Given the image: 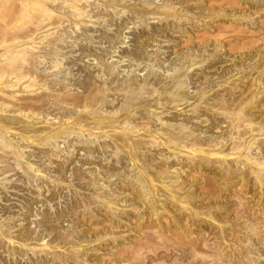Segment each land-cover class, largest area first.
<instances>
[{
    "label": "rangeland",
    "instance_id": "1",
    "mask_svg": "<svg viewBox=\"0 0 264 264\" xmlns=\"http://www.w3.org/2000/svg\"><path fill=\"white\" fill-rule=\"evenodd\" d=\"M4 1L1 44L36 28L33 6ZM94 1L76 27L61 2L66 21L50 30L53 47L29 42L42 55L0 59L11 69L16 59L21 72L33 61L50 87L0 91V120L17 123L6 124L16 134L0 121V264H264V0H240L243 13L224 0ZM222 12L248 17L218 20ZM88 79L97 104L51 98L88 94ZM5 96L46 105L24 117L11 108L17 103L3 106ZM79 114L84 129L92 115L118 121L90 135L76 126L51 135Z\"/></svg>",
    "mask_w": 264,
    "mask_h": 264
},
{
    "label": "bare ground",
    "instance_id": "2",
    "mask_svg": "<svg viewBox=\"0 0 264 264\" xmlns=\"http://www.w3.org/2000/svg\"><path fill=\"white\" fill-rule=\"evenodd\" d=\"M4 1V0H3ZM19 1V3H17L18 4V6H17V9L18 8H22L23 9V7L24 8H26V6H28V5H31V6H33L34 7V18H35V21L34 22H36L35 24H36V28H34L33 29V31L32 32H30V30H29V32H30V34H28V31H27V34L26 35H24L23 37H14V34H13V38L11 39L10 38V41L9 40H7L6 42L7 43H5V41L3 42V40L1 41L2 42V44L0 45V47H4L5 46V50H7V51H5L4 53L5 54H3V53H1V52H3V51H1L0 52V59H2V56L4 57V55H6L8 58V60L10 59V58H17V60H20V61H22L23 63L25 62H27L28 60H30V59H28L27 61H25V58L26 57H24L25 55H26V53H28V52H32L33 51V48L31 47V46H33V47H35L36 45H31V44H29V42H32V44H34V41L35 40H37V41H35V43L36 44H38V46H40L41 47V45L42 44H44L45 43V45H44V47L46 46V44H47V46H51V44L52 43H54V40H48L50 37L49 36H51L53 33H54V30L56 29V27H61V26H63L64 25V20L66 21V19L64 18V20H62V17H61V15L60 14H62L63 15V13H61V12H58V11H60L59 9H61V6L62 5H60L61 4V2L63 3V1L66 3H64L63 4V10H62V12H64V9L65 8H67L68 7V9H69V14L67 13V16H71L72 17V19H73V21H75V23L73 24L74 25V27H76L77 26V23L78 22H80L81 21V19L82 18H84V17H86V16H89V9H84V8H87V7H93V3L95 2L94 0H58V3H57V1L56 0H18ZM59 1H60V3H59ZM92 1H94V2H92ZM100 1V0H99ZM103 3L102 4H104V3H107L108 2V0H101ZM109 1H112V0H109ZM204 1H206V0H204ZM210 3H212V1H217V0H208ZM222 1V0H221ZM225 1V4L227 3V6H229L228 8H232L233 7V10L234 9H236L237 11H238V13L239 12H242V11H244V10H246V7L244 6V3L242 4V1H240V0H224ZM223 1V2H224ZM253 1V0H252ZM254 1H256V0H254ZM258 1L259 0H257L255 3H256V5L257 6H259V5H261L260 3L261 2H263V1H261L260 0V2L258 3ZM5 2V1H4ZM3 2V3H4ZM16 2H17V0H16ZM49 2H50V7L48 6L49 5ZM97 2V1H96ZM201 2H203V1H201ZM208 2V3H209ZM219 2H220V0H219ZM48 3V4H47ZM98 3V2H97ZM112 3V2H111ZM215 3V2H214ZM252 3H254V2H252ZM11 3H9V5H10ZM13 4V3H12ZM57 4L58 5H60V8H58L57 9ZM85 4V5H84ZM95 4V3H94ZM108 4H109V2H108ZM113 4V3H112ZM219 4V3H218ZM1 5H5V4H2L1 3ZM8 5V9L10 10V12H11V10L13 11V6L14 5H12L11 7ZM107 5V4H106ZM117 5V4H116ZM210 5V4H209ZM208 5V6H209ZM214 5H216V4H214ZM223 5H224V3H223ZM253 6H254V4H252ZM255 5V6H256ZM263 5H264V3H263ZM262 5V6H263ZM6 6V5H5ZM4 6V7H5ZM52 6V7H51ZM66 6V7H65ZM95 6H97V7H95ZM104 6V5H103ZM108 6V5H107ZM109 6H111V5H109ZM148 6V5H147ZM200 6V5H199ZM207 6V7H208ZM217 6V5H216ZM232 6V7H231ZM254 6V7H255ZM256 6V7H257ZM15 7H16V3H15V6H14V10L16 11V9H15ZM94 7L95 8H97L98 9V5H94ZM204 7H206V6H204ZM222 7V6H221ZM249 7H250V5H249ZM2 8V7H1ZM0 8V9H1ZM7 8V7H6ZM90 8V9H91ZM147 8V7H146ZM196 8H197V6H196ZM211 8V7H210ZM220 8V7H219ZM223 8V7H222ZM248 8V7H247ZM7 9V10H8ZM163 9V8H162ZM258 9H259V7H258ZM3 10H4V8H3ZM8 10V11H9ZM20 10V9H19ZM165 10V9H164ZM220 10H222L221 8H220ZM2 11V10H1ZM8 11H7V15H8ZM18 11V10H17ZM27 11H28V9H27ZM31 11V10H30ZM67 11V10H66ZM218 11V10H217ZM247 11V10H246ZM250 11V10H249ZM257 11V10H256ZM259 11V10H258ZM5 12V11H4ZM9 12V13H10ZM167 12V11H166ZM169 12V11H168ZM215 12V11H214ZM229 12H230V10H229ZM248 12V11H247ZM20 14H21V12H19ZM31 13V12H30ZM65 13V12H64ZM65 13V14H66ZM150 13V12H149ZM210 13V12H209ZM228 13V12H227ZM234 13H235V11H234ZM243 13V12H242ZM256 13V12H255ZM1 14H3V13H1ZM0 14V15H1ZM14 14H15V12H14ZM28 14V13H27ZM152 14H153V12H152ZM160 14V13H159ZM162 14H163V12H162ZM166 14V13H165ZM171 14V13H170ZM173 14H174V11H173ZM217 15H218V13H216ZM216 14L215 15H213V17L214 16H216ZM245 14H247L246 12H245ZM4 15H6V12H5V14ZM32 15V14H31ZM219 15H220V13H219ZM240 15V14H239ZM10 16H12V15H10ZM10 16L8 17V19H10ZM16 16H17V14H16ZM18 16H19V14H18ZM28 16V15H27ZM67 16H65L66 18H67ZM1 18L0 19H2L3 20V17L2 16H0ZM7 17V16H6ZM20 17V16H19ZM30 17V16H29ZM212 17V18H213ZM217 17V16H216ZM230 17L232 18V19H240V18H247L245 15H241V16H238V14H233V13H231V14H226V12H222L221 13V15L219 16V17H217L218 18V20L221 18V20H223V19H225V18H229L230 19ZM239 17V18H238ZM217 18H215V19H217ZM8 19H7V23H8ZM32 19V18H31ZM214 19V18H213ZM226 19V20H227ZM228 19V20H229ZM1 20V21H2ZM5 20V19H4ZM3 20V21H4ZM17 21H19L18 19H16ZM28 20V19H27ZM71 20V19H70ZM69 21V20H68ZM235 21V20H234ZM241 21H243V20H241ZM251 21V20H250ZM5 22V21H4ZM20 22V21H19ZM27 22V21H26ZM44 22H46V23H44ZM208 22V21H207ZM212 22H214V20L212 21ZM216 22V21H215ZM224 22V21H223ZM229 22H230V20H229ZM233 22V21H232ZM238 22V21H237ZM1 24L3 23V22H0ZM63 23V25H61ZM204 24H205V22H203ZM219 23H221V22H219ZM219 23H217L216 22V26H219L218 24ZM233 23H235V22H233ZM25 24V23H24ZM223 23H221V25H222ZM228 24V23H227ZM236 24V23H235ZM3 25V24H2ZM7 25V24H6ZM19 25H21V24H19ZM201 25H203V24H201ZM215 25H214V27H215ZM224 25V24H223ZM230 25V24H229ZM7 26H9V24L7 25ZM207 26V25H206ZM211 26V25H210ZM225 26V25H224ZM0 27H1V25H0ZM3 27V26H2ZM66 27V26H65ZM203 27V26H202ZM4 28V27H3ZM8 28V27H7ZM18 28H20L19 26H18ZM22 28V27H21ZM27 28V27H26ZM28 28H30L29 26H28ZM55 28V29H54ZM62 28V27H61ZM221 28V27H220ZM15 29V28H14ZM54 29V30H53ZM202 29H205V25H204V27L202 28ZM215 29V28H214ZM219 29V28H218ZM47 30L48 31H50V30H53V33H52V31H50V33H47ZM207 30V29H206ZM209 30V29H208ZM222 30V29H221ZM7 31H8V29H7ZM6 31V32H7ZM56 31H59V30H56ZM214 31H217V30H214ZM220 31V30H219ZM9 32V31H8ZM14 32H15V30H14ZM202 32H204L203 30H201V34H199V37H200V35L201 36H203L202 35ZM4 33H5V31H4ZM18 33V32H17ZM205 34H207L206 32H204ZM208 33H210V32H208ZM221 33V32H220ZM57 34V33H56ZM196 34V33H195ZM12 35V34H11ZM17 35V34H16ZM20 35V34H19ZM55 35V34H54ZM198 35V34H197ZM196 35V36H197ZM209 35V34H208ZM195 36V35H194ZM195 36V37H196ZM205 36V35H204ZM53 37V36H52ZM51 37V38H52ZM56 37H57V35H56ZM205 38V37H204ZM54 39V38H53ZM56 39V38H55ZM197 39H198V37H197ZM206 39H208V37L206 38ZM60 40V43H62V41H61V39H59ZM199 40V39H198ZM205 40V39H204ZM57 41H58V39H57ZM190 41V40H189ZM38 42V43H37ZM187 42V41H186ZM3 43H4V45H3ZM42 43V44H41ZM59 43V42H58ZM29 46H28V45ZM55 44V43H54ZM228 44V43H227ZM38 46H36V50H37V47ZM43 47V46H42ZM52 47H53V44H52ZM51 47V48H52ZM54 47H56L55 45H54ZM228 47H229V44H228ZM39 48V47H38ZM57 48V47H56ZM35 49V48H34ZM44 49V48H43ZM12 50V51H11ZM36 50H35V52H36ZM40 50L41 49H39L38 51H39V54H40ZM56 50V49H55ZM10 51V55H8L7 54V52H9ZM37 51V52H38ZM42 52H43V50H41ZM44 51H46V48H45V50ZM52 51V50H51ZM47 52V51H46ZM53 53L54 52H57V51H52ZM32 53H34V52H32ZM35 55H39V54H37V53H34ZM33 54V56L35 57V55ZM45 54V53H44ZM51 54V53H50ZM28 55V54H27ZM29 55H31V53L29 54ZM40 55H42V54H40ZM39 55V56H40ZM47 55H49V53L47 54ZM6 56H5V58H6ZM36 56V57H37ZM45 56V55H44ZM46 57V56H45ZM49 57H51V56H49ZM37 58H39V57H37ZM53 58V57H52ZM6 59V60H7ZM32 59V58H31ZM3 60V59H2ZM7 60V61H8ZM11 60V59H10ZM34 60V59H33ZM40 60H41V58H40ZM5 61V60H4ZM7 61L6 62H3L2 64H6L7 65ZM12 61V60H11ZM10 61V62H11ZM15 62H14V64H15V66L17 65V61H16V59L14 60ZM10 62H8L9 64H10ZM13 62V61H12ZM33 62V61H32ZM31 62V63H32ZM35 62H36V60H35ZM57 62V61H56ZM60 62V61H59ZM19 63V62H18ZM28 63V62H27ZM31 63H30V67H31ZM38 62H36V64H37ZM42 63V62H41ZM1 64V63H0ZM1 64V65H2ZM4 64V65H5ZM19 64H21V63H19ZM35 64V65H36ZM51 64V63H50ZM21 65H23V64H21ZM25 65V64H24ZM29 65V64H28ZM33 65V64H32ZM57 65H59V64H57ZM56 65V66H57ZM7 66H9V65H7ZM11 66V65H10ZM10 66L8 67V71L6 70V66H5V70L6 71H2L1 70V68H0V72L2 73V74H0V91H1V93H2V91H3V94H4V90H7V89H9V88H11V89H20V86H21V88H23L24 89V91H25V89L26 88H30V87H33V88H35L34 86H36V89L37 90H39V89H41V90H47L48 88H50L49 86H47V84L45 85V86H43V85H41L40 84V79H38V78H41L42 79V77H40V73H37V71H33L31 68L34 66H32L31 68L30 67H27V68H22V70L23 69H26V70H28V71H22L21 72V69H17L18 68V66L16 67V69L14 68V67H12V69L10 68ZM3 67V66H2ZM53 66H51V68H52ZM9 68L11 69V70H9ZM19 68H21V67H19ZM29 68V69H28ZM36 68V67H35ZM30 70H32V71H30ZM38 70V69H37ZM39 72V71H38ZM37 73V74H36ZM46 75V74H45ZM47 75H49L50 76V74H47ZM42 76V75H41ZM48 80H49V77L47 78ZM45 80V79H44ZM47 80V82H50V81H48ZM90 80H91V78H90ZM89 79H88V82H87V86H89V87H91V89H89V93L88 94H86V95H83L82 94V96H80V94H77V96L76 95H74V96H69V95H67V94H64V90H60V91H62L63 92V94H61L60 92L59 93H57V91H54V93L53 94H56L57 93V95L55 96V95H52L51 93V95H52V99H53V97H54V99L53 100H57V102L58 103H67V104H70L71 103V106H72V104H73V107L75 108V106L77 107V105L80 107V105H82V103H83V105L82 106H84L85 107V105H91V104H93V102H94V104L96 103L95 101H94V99H95V97H93V96H96L94 93H97V92H95L94 91V87H96V84H94V83H92V81H90ZM55 81V80H54ZM51 82H52V84H54V85H52L51 87L52 88H54V86L56 85V81L55 82H53L52 80H51ZM41 83H43V82H41ZM58 83V82H57ZM51 84V83H50ZM58 85V84H57ZM60 85V84H59ZM127 85V84H126ZM128 85H130V84H128ZM18 86H19V88H18ZM59 87H61V86H59ZM39 88V89H38ZM51 88V89H52ZM17 89H16V91H17ZM96 90L98 89L97 87L95 88ZM116 89V88H115ZM129 89V88H128ZM117 90V89H116ZM121 91H122V88L120 89ZM12 91V90H11ZM19 91V90H18ZM17 91V92H18ZM24 91H21V92H24ZM30 91H34V90H31L30 89ZM88 91V90H87ZM92 91V92H91ZM98 91V90H97ZM119 91V90H118ZM120 91V92H121ZM13 92V91H12ZM15 92V91H14ZM13 92V93H14ZM29 92V91H28ZM41 92H44V91H40V93ZM56 92V93H55ZM65 92H67V91H65ZM100 91H98V93H99ZM128 92V91H127ZM7 93V92H6ZM125 93V92H124ZM11 94V93H10ZM16 94V93H15ZM35 94H39V93H35ZM41 94H43V93H41ZM40 94V95H41ZM70 94V93H69ZM92 94H94V95H92ZM28 95H32V94H29L28 93ZM71 95V94H70ZM1 96V95H0ZM3 96V95H2ZM7 96H10V97H13V99H14V96L13 95H7ZM7 96H5V97H7ZM38 96V95H37ZM22 97V96H21ZM21 97H19V98H21ZM30 98H31V96H29ZM39 97V96H38ZM37 97V98H38ZM50 97V96H49ZM59 98V99H56V98ZM129 97V96H128ZM1 98V97H0ZM2 98H4V97H2ZM8 98V97H7ZM16 98V97H15ZM18 97L16 98L17 100L19 99ZM44 98V100H45V97H43ZM127 98V97H126ZM6 99V98H5ZM9 99V98H8ZM8 99H7V101H5L4 100V102L5 103H3V106L5 105V104H9L10 103V105H11V103L13 102L15 105H16V103H17V107L16 106H13L12 107V105H11V108H13V109H15V111L18 113V114H20V115H22V116H24V114L26 113V112H23V111H27V110H29V111H32L33 109V111L35 112V108H37V109H42V107L41 106H44V105H46L45 104V102L42 100V101H39V103H41V104H39L37 101H34V102H26L25 100H23V102L25 103H22V104H24V105H21V103H19L16 99V101L15 100H10L9 99V101L10 102H8ZM34 99V98H33ZM35 99H36V97H35ZM48 99H50V98H48ZM48 99H46V100H48ZM28 100L30 101V99L28 98ZM40 100V99H39ZM3 101V100H2ZM2 101H1V99H0V102L2 103ZM12 101V102H11ZM15 101V102H14ZM20 101V100H19ZM31 101H33V100H31ZM60 101V102H59ZM7 102V103H6ZM50 102V101H49ZM0 103V104H1ZM47 103V102H46ZM54 103V102H53ZM18 104H20V105H18ZM51 104V103H50ZM56 104V103H55ZM66 104V105H67ZM97 104V103H96ZM49 105V104H48ZM47 105V106H48ZM50 106V105H49ZM56 106V105H55ZM59 106V105H58ZM67 106H69V105H67ZM95 106V105H94ZM6 108L7 107H9V105H6L5 106ZM14 107H16V108H14ZM78 107V108H79ZM0 108H2V106L0 107ZM4 108V107H3ZM2 108V109H3ZM10 108V109H11ZM59 108H61V107H59ZM73 108V109H74ZM91 108V107H90ZM89 108V109H90ZM5 109V108H4ZM12 109V110H13ZM62 109V108H61ZM99 109V108H98ZM7 110V109H6ZM53 110H54V108H53ZM57 110V109H56ZM64 110V109H63ZM101 110V109H100ZM128 110V109H127ZM1 111V110H0ZM5 110H3V112H4ZM36 111H38V110H36ZM65 111V110H64ZM74 111V110H73ZM92 111V110H91ZM98 111V110H97ZM97 111H95V112H97ZM241 111V110H240ZM3 112H2V114H3ZM34 112H31V114H33L34 115ZM68 112V111H67ZM66 112V113H67ZM239 112V111H238ZM36 113H38V112H36ZM35 113V114H36ZM92 113H94V112H92ZM129 113V112H128ZM127 112H126V114H128ZM27 114H28V112H27ZM26 114V115H27ZM31 114H29L30 116H31ZM40 114V113H39ZM60 114H62V113H60ZM64 114V113H63ZM98 114V113H97ZM6 115V114H5ZM12 115V114H11ZM66 115V114H65ZM91 115V114H90ZM96 115V114H95ZM6 116H9L8 117V119H7V122L8 123H10V125L11 124H15L16 123V119L15 118H13V116H10V115H6ZM39 116V115H38ZM70 116V115H69ZM98 116V115H97ZM97 116H94V115H92L91 117V119L93 120V121H91V123L93 122V124H91V126H89L91 129H89L88 127H87V125L88 124H86V122H85V124H86V129H84V123H83V121L85 120H83L82 118V116L79 114V115H75V117H73L72 118V116H70V117H66V116H63V117H66V119L64 118V121L62 120V119H60V123L59 122H56V123H58L59 125H57L56 126V128H55V132L54 133H51V135L53 134V136H58V135H56V133H59V134H61L62 133V135H63V132L66 134V132H65V129L67 130L68 128H69V131H70V129H74V127L76 126L77 127V129H79L78 131H81V132H84L83 130H86L87 132H89V135H90V131H92L93 132V130L94 129H97L96 128V125H99V127H102V125H105L104 127H107V125H109V128H110V126H112L111 125V123H113V121H111L109 118H104L103 117V119H105L104 121L102 120V119H99V118H101L102 117V115H101V117H97ZM99 116H100V114H99ZM110 116V115H109ZM129 116V115H128ZM25 117V116H24ZM27 117V120H28V116H26ZM32 117V116H31ZM31 117H29V118H31ZM125 117H127V116H125ZM132 117H134V116H132ZM138 117V116H137ZM139 117H140V115H139ZM236 117V116H235ZM239 117V116H238ZM33 118V117H32ZM116 118V117H115ZM114 118V119H115ZM143 118V117H142ZM3 119V118H2ZM46 119V121L48 120V118H45ZM118 119V118H117ZM133 119V118H132ZM239 119V118H238ZM240 119H241V117H240ZM239 119V120H240ZM116 120V119H115ZM242 120H244V118H242ZM242 120H241V122H242ZM248 120V119H247ZM0 121H3V120H0ZM6 121V120H5ZM5 121H3V123L5 122ZM45 121V122H46ZM118 121V120H117ZM117 121H114V123H116ZM135 121H136V119H135ZM149 121V120H148ZM147 121V122H148ZM7 122H6V124H7ZM18 122V121H17ZM123 122V124H124V121H122ZM128 122V121H127ZM130 122V121H129ZM128 122V123H129ZM143 122V121H142ZM147 122L145 123V124H147ZM240 122V121H239ZM240 122V123H241ZM245 122V121H244ZM50 123H52L51 122V120H50ZM83 123V124H82ZM135 123V122H134ZM237 123V122H236ZM5 124V123H4ZM6 124H5V126L3 127L4 129H5V127H7L6 126ZM17 124V123H16ZM46 124H47V122H46ZM131 124V123H130ZM143 124V123H142ZM145 124H143V125H145ZM239 124V123H238ZM48 125H49V123H48ZM53 125V124H52ZM63 125H65V126H63ZM148 125V124H147ZM241 125V124H240ZM0 126H2V123H1V125ZM32 126V125H31ZM129 126V125H128ZM137 126H138V124H137ZM244 126V125H243ZM246 126V125H245ZM75 127V128H76ZM98 127V126H97ZM113 127V126H112ZM118 127V126H117ZM120 127V129H122L121 128V126H119ZM125 127V126H124ZM134 127V126H133ZM236 127H238L237 125H236ZM3 128H0V129H3ZM127 128V127H126ZM239 129H240V127H238ZM7 129V131H9V130H11V131H13L12 129H13V127H11V126H8V128H6ZM5 129V130H6ZM112 128H110V130H111ZM128 129V128H127ZM139 129V128H138ZM137 129V130H138ZM145 129V128H144ZM262 129V128H261ZM5 130H1V131H5ZM133 130L135 131L136 130V127L135 128H133ZM132 130V131H133ZM1 131H0V133H1ZM69 131H67V133L69 132ZM73 131V130H72ZM72 131H70V133L72 132ZM114 131V130H113ZM122 131H123V129H122ZM179 131V130H178ZM245 131V130H244ZM259 131V130H258ZM6 132V131H5ZM95 132V131H94ZM107 132V131H106ZM105 132V133H106ZM127 132H129V134L131 133V130L130 131H126V133ZM180 132V131H179ZM247 132V131H246ZM8 133H10V131L8 132ZM7 133V134H8ZM13 133H16L15 131H13ZM100 133V132H99ZM103 133V132H102ZM177 134H178V132H176ZM181 133V132H180ZM245 133V132H244ZM2 134V133H1ZM6 134V135H7ZM17 134V133H16ZM18 134H19V132H18ZM93 134V133H92ZM104 134V133H103ZM102 134V135H103ZM132 134V133H131ZM130 134V135H131ZM237 134H239V133H237ZM6 135H5V137H6ZM95 135V134H94ZM106 135V134H105ZM242 134H241V132H240V134H239V136H241ZM244 135V134H243ZM16 136V135H15ZM29 136V135H28ZM53 136H51V137H53ZM0 137H3V136H1L0 135ZM4 137V138H5ZM31 137V136H30ZM47 137H49V136H47ZM95 137V136H94ZM238 138V137H237ZM252 139H253V137H252ZM2 140V139H1ZM238 140H239V138H238ZM8 142V141H7ZM169 142V141H168ZM195 142V144L197 143L196 141H194ZM193 142V143H194ZM1 143V142H0ZM9 144V143H8ZM136 144V143H135ZM138 144V143H137ZM201 144H202V142H201ZM204 144V143H203ZM239 144V143H238ZM238 144H237V146H238ZM10 145H11V143H10ZM184 145V144H183ZM187 145V144H186ZM188 145H189V143H188ZM192 145V144H191ZM194 145V144H193ZM192 145V146H193ZM197 145V144H196ZM209 145V144H208ZM215 145V144H214ZM4 146V145H3ZM241 146V148H242V145H239V147ZM186 147V146H185ZM184 147V148H185ZM198 147V146H197ZM207 147V146H206ZM7 148V147H6ZM12 148V147H11ZM134 148V147H133ZM138 148V147H137ZM184 148H182V149H184ZM194 148V147H193ZM193 148H191V146L189 147V150H185L186 151V153H188L189 152V155H190V153H192L193 152V154H194V151L195 150H197L196 149V147L194 148L195 150L193 151ZM236 148V147H235ZM181 149V150H182ZM191 150H192V152H191ZM201 150V149H200ZM203 150V149H202ZM234 150V149H233ZM238 150V149H237ZM235 151H236V149H235ZM201 152H203V151H201ZM215 152V151H214ZM213 152V153H214ZM234 152V151H233ZM204 153V152H203ZM235 153V152H234ZM199 154H200V152H199ZM198 154V155H199ZM217 154V153H216ZM53 155V154H52ZM205 155V154H204ZM207 155V154H206ZM211 155H212V153H211ZM232 155H233V153H232ZM238 155V154H237ZM129 156V155H128ZM195 157H196V155H195ZM212 157V156H211ZM217 157V156H216ZM221 157V156H220ZM192 158V157H191ZM251 158V157H250ZM246 158H244V160H245ZM250 160V159H249ZM253 160V159H252ZM246 161H248L247 159H246ZM249 162V161H248ZM253 162V161H252ZM259 162H261V161H259ZM221 163V162H220ZM254 163V162H253ZM257 163V162H256ZM258 165H256L255 163H254V165H256V166H259V164L260 163H257ZM261 165V164H260ZM262 166V165H261ZM261 166H259V168L261 167ZM263 166H264V164H263ZM252 167H253V165H252ZM255 167V166H254ZM256 168H258V167H256ZM255 168V169H256ZM258 168V169H259ZM261 169H262V167H261ZM261 169H260V174H262L261 172ZM249 171V170H248ZM258 171V170H257ZM258 172V173H259ZM264 172V171H263ZM248 173V172H247ZM254 173V172H253ZM258 173H257V175H258ZM250 174V173H249ZM260 174H259V176H260ZM148 175V174H147ZM248 175V174H247ZM252 176V175H251ZM255 176V175H254ZM258 176V179L259 178H261V177H259ZM149 178V177H148ZM256 178V177H255ZM147 179V178H146ZM148 180H151L150 178L148 179ZM140 181V180H139ZM147 181V180H146ZM151 185V184H150ZM152 185H153V183H152ZM154 186V185H153ZM153 186H151V187H153ZM154 190V189H153ZM186 205H188L187 203H186ZM236 221V220H235ZM110 226V225H109ZM112 227V226H111ZM111 229V228H110ZM29 230V229H28ZM95 231V230H94ZM222 231V230H221ZM140 233H141V231H140ZM139 234V233H138ZM144 234V233H143ZM189 234V233H188ZM253 234V233H252ZM30 235V234H29ZM187 235V234H186ZM191 235V234H190ZM231 235H232V233H231ZM97 236V235H96ZM224 236V235H223ZM238 236V235H237ZM28 237V236H27ZM32 237V236H31ZM65 237H67V236H65ZM109 237V236H108ZM112 237V236H111ZM70 238V237H69ZM98 240H102V239H98ZM7 241H8V239H7ZM237 241V240H236ZM42 242V241H41ZM204 242V241H203ZM13 243V242H12ZM203 245V244H202ZM42 246H45V245H43L42 244ZM50 247V246H49ZM42 248V247H41ZM41 248H40V250H41ZM75 249V248H74ZM76 251V250H75ZM78 251H79V249H78ZM59 254V253H58ZM210 254V253H209ZM248 254V253H247ZM55 255H57V254H55ZM52 257V256H51ZM56 257H58V256H56ZM108 257V256H107ZM53 258V257H52ZM59 258V257H58ZM136 258V257H135ZM102 259V258H101ZM137 259V258H136ZM245 259V258H244ZM53 260V259H52ZM177 260V259H176ZM211 260V259H210ZM65 261V260H64ZM144 261V260H143ZM35 262V261H34ZM139 262V261H138ZM142 262V261H141ZM177 262V261H176Z\"/></svg>",
    "mask_w": 264,
    "mask_h": 264
}]
</instances>
